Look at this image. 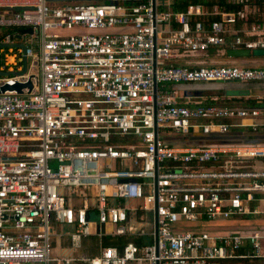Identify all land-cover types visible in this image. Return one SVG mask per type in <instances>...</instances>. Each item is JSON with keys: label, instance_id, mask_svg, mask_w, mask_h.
Masks as SVG:
<instances>
[{"label": "built area", "instance_id": "1", "mask_svg": "<svg viewBox=\"0 0 264 264\" xmlns=\"http://www.w3.org/2000/svg\"><path fill=\"white\" fill-rule=\"evenodd\" d=\"M174 1L0 0V264H264V92L170 86L264 84L175 62L264 49V0Z\"/></svg>", "mask_w": 264, "mask_h": 264}, {"label": "rangeland", "instance_id": "2", "mask_svg": "<svg viewBox=\"0 0 264 264\" xmlns=\"http://www.w3.org/2000/svg\"><path fill=\"white\" fill-rule=\"evenodd\" d=\"M215 52H207L205 54H198L201 59H206L208 61V58L211 57H226L224 54H216ZM205 61V62H206ZM174 84H179L182 85L181 89H176L178 93H183L186 95H195V94H201L203 96H219L221 94H224L226 97H228L230 94L231 95H237V94H244L243 91L246 89H250L256 86H261L259 84L263 83H232V82H193V83H174ZM172 85V84H171ZM249 218H252V216H248ZM247 217V218H248ZM93 219V217L91 218ZM209 224L211 223H202L206 228H209ZM234 224V223H232ZM222 225V224H221ZM224 225V224H223ZM241 229H236V228H225L223 231L226 232H241ZM256 228L253 229H247L246 231H254ZM222 230H216L214 232H223ZM92 236L88 237L84 241L88 244V242H92Z\"/></svg>", "mask_w": 264, "mask_h": 264}, {"label": "crops", "instance_id": "3", "mask_svg": "<svg viewBox=\"0 0 264 264\" xmlns=\"http://www.w3.org/2000/svg\"><path fill=\"white\" fill-rule=\"evenodd\" d=\"M208 52H210V53L211 52H215L216 54H219V53L222 54L221 51H215V50H210ZM201 54H205V53H201ZM197 57H199V55H186V56H184L182 58L176 59L175 62L178 63V64H185V63L193 64L195 62H198V63H203V64H206V65L237 63V64H240V65L249 66V67H255V66L264 65V58H262V57H244V58L223 57L222 58V57H216L215 56V57L208 58V61H206V59H201V58H197ZM259 85H261V86H256V87H253V88H250V89H246V90H244V91H246L244 94H237V96H239L241 98V100H243L244 98H246L248 96H255L257 94H261L262 92H264V84H259ZM170 86L173 89H181L182 88V85H179V84H172ZM230 97L233 98L232 101H234V100L237 101V99L235 98L236 95H231L230 94ZM229 222L227 223L228 225H230ZM128 239L129 238H125V237H118V238L107 237V238L103 239V243L104 244L120 245V244L124 243L125 241H127ZM133 241L136 242L135 240H133ZM82 244L85 246L86 245V241L83 240ZM63 246H66V245H63ZM91 248H92V250H94L93 247H91ZM61 252L63 254H67L69 252V249L67 247H63L61 249Z\"/></svg>", "mask_w": 264, "mask_h": 264}, {"label": "water", "instance_id": "4", "mask_svg": "<svg viewBox=\"0 0 264 264\" xmlns=\"http://www.w3.org/2000/svg\"><path fill=\"white\" fill-rule=\"evenodd\" d=\"M151 3L153 4V0H151ZM25 32H30L29 28L24 29ZM15 46H21V44H15ZM225 55L230 58H244L249 56H264V49H252L251 52H249L247 49H226ZM24 65H25V58L22 57V69L19 71V74L24 72ZM0 74H6L5 72H1ZM26 86L27 88H30V83H15L14 85H3L1 87V91L3 90H11L14 89L16 92H20L21 88ZM246 91H243L245 93ZM133 181V179H131ZM129 218L134 219L135 214L133 212L129 213Z\"/></svg>", "mask_w": 264, "mask_h": 264}, {"label": "trees", "instance_id": "5", "mask_svg": "<svg viewBox=\"0 0 264 264\" xmlns=\"http://www.w3.org/2000/svg\"><path fill=\"white\" fill-rule=\"evenodd\" d=\"M215 2H217V3H221V0H175L173 3H172V5L170 6V10H172V11H178V10H181V9H183L184 7H185V5L187 4V3H202V4H206V5H210V4H212V3H215ZM225 9L226 10H233V9H235V7L234 6H232V5H228V4H226L225 5ZM232 83H235V82H232ZM185 84V83H184ZM243 84H245V83H243ZM252 103V102H251ZM230 262H228V264H229Z\"/></svg>", "mask_w": 264, "mask_h": 264}]
</instances>
